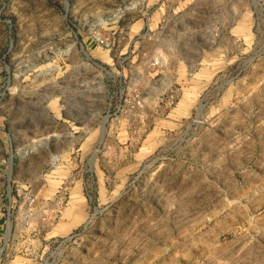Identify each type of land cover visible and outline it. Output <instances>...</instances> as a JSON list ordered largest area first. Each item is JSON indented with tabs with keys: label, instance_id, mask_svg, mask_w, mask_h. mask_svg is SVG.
Returning <instances> with one entry per match:
<instances>
[{
	"label": "rangeland",
	"instance_id": "374dc122",
	"mask_svg": "<svg viewBox=\"0 0 264 264\" xmlns=\"http://www.w3.org/2000/svg\"><path fill=\"white\" fill-rule=\"evenodd\" d=\"M0 264H264V0H0Z\"/></svg>",
	"mask_w": 264,
	"mask_h": 264
},
{
	"label": "built area",
	"instance_id": "2783aa9c",
	"mask_svg": "<svg viewBox=\"0 0 264 264\" xmlns=\"http://www.w3.org/2000/svg\"><path fill=\"white\" fill-rule=\"evenodd\" d=\"M94 40L101 47L108 48V46H109V41L107 40V38H105L104 36H102L100 34L94 36ZM123 91H124V88H121V89L118 90L119 97L122 96ZM106 98H107V100H106L107 101V104H110L111 103V100L113 98V94L111 92V89H108ZM135 104H140L139 98H137V100H135Z\"/></svg>",
	"mask_w": 264,
	"mask_h": 264
},
{
	"label": "crops",
	"instance_id": "0c3cea01",
	"mask_svg": "<svg viewBox=\"0 0 264 264\" xmlns=\"http://www.w3.org/2000/svg\"><path fill=\"white\" fill-rule=\"evenodd\" d=\"M232 29H234L236 31V28H234L233 26L231 27V30ZM232 35H233V32H231V43H230V50H229L230 51L231 60H233V57L237 58V54L233 55V52L236 53V48H235V45H233L234 44L233 43L234 39H233ZM226 53L228 54L229 52L226 51Z\"/></svg>",
	"mask_w": 264,
	"mask_h": 264
}]
</instances>
